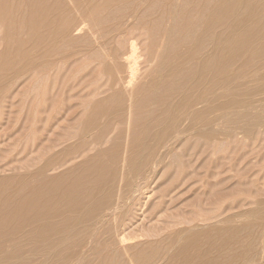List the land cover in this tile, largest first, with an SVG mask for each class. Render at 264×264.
<instances>
[{"label":"bare ground","instance_id":"bare-ground-1","mask_svg":"<svg viewBox=\"0 0 264 264\" xmlns=\"http://www.w3.org/2000/svg\"><path fill=\"white\" fill-rule=\"evenodd\" d=\"M112 1L114 0H97L95 8L87 14V9L82 8L76 0H0V96L5 82L19 80L21 82H17L18 85L22 84L20 86L24 87L18 91L20 94L12 97L19 106L16 119L12 120L11 110L6 113L5 122L7 124L12 122L8 127L9 132H6L8 130L6 127H1L3 122L0 119V145L7 139L15 140L18 137V142L22 138L25 140L32 128H34L32 136H36L34 108L38 113L41 109L54 108L57 102L50 94L49 98L46 96L47 99L41 108L40 102L35 103L36 95L33 91L25 94L26 85H32V90H35L41 74L58 71L62 64L65 65V72L60 82L70 90L74 89L69 99L76 97L77 102L72 107L77 106L80 109L82 106V110L74 119V123L81 126V132L82 122L86 123L85 128H89L104 112L114 121L124 123L114 207L110 204L118 169L117 147L96 150L87 156L82 154V161L79 163L82 171L80 173L75 171L69 178L67 175L71 173H68L71 169L50 177L42 173L44 169L50 168L48 163L46 167L38 166L33 174L23 176L21 186L23 189H20L17 201H12V197L17 194L10 197L0 195V222L10 220L11 224L15 223L12 229L20 230L18 240L20 247L16 250L11 248V245H0V251H4L5 254L17 251L21 261L26 259V255H30L24 251L27 245L36 251L37 255L44 256L43 264H67L72 261L79 247L71 248V245L64 243L65 238L75 233L82 234L84 221L91 218L99 221L108 212L112 221H115L116 209L122 201L121 188L127 181V174L137 171L143 159H146L154 148L169 139L177 127L173 124L175 118L171 119V113L179 104L167 96L174 91L175 86L185 85L194 69H186L183 63L179 62L174 66L170 65L167 77L162 80L148 82L142 80L148 75L150 63L162 55L165 49L162 51L148 45L140 46L141 36L134 35L138 26L134 21L129 23L130 18L125 19L123 27H117L111 35L109 31L103 35L101 30L108 18L102 16L96 9L105 6L109 10ZM123 7L119 6L115 10L122 12ZM212 7V12L210 10L203 18L202 31L196 35L199 41L194 44L195 48L182 51L186 59L189 54H193L203 61H209L200 68L206 77L214 75L224 67L220 66L221 63L241 59L242 51L251 48L252 44L264 36V0H218ZM128 16L136 19L132 14L125 15L124 18ZM89 17H94L95 23ZM199 22V15L186 13L182 24L193 30L195 26L198 27ZM187 39L188 37L182 38L183 41ZM111 40L116 48L109 45ZM80 42L82 49L75 48ZM255 47L257 48V45ZM260 52L263 53L264 49H260ZM71 54L76 58L73 61L68 60L69 57L72 58ZM253 54H250V58L255 57ZM80 59L89 60L95 65L93 64L88 72L84 67L78 72L82 74V84L77 80V83L74 81L70 85V81L76 79L71 65L75 66ZM164 59H160L157 66ZM198 67L192 68H195L196 72ZM57 71L52 77V85L57 84L56 74L60 73ZM87 75L90 78H85ZM92 75H105V82L96 83V78ZM32 76L35 78H31ZM9 85L10 88L14 87V84ZM5 89L7 88L3 87V91ZM250 93L257 94L254 91ZM257 95L260 96L246 99L245 107L256 109L264 102L263 93ZM14 103L15 101H10L9 107ZM211 106L212 103H207L202 107L205 114L196 110L187 113L189 127L187 130L177 129L176 140H185L183 138L185 133L193 137L198 133L210 136L213 131L218 132L210 126L211 117L207 115L213 111ZM226 106L227 104L222 102L221 109ZM66 110L64 115L55 121L57 125L68 120ZM182 117L180 113L178 118ZM200 117L204 119V128L201 129L195 126ZM216 119H213L211 124L217 122ZM109 120L110 118L107 121ZM52 121L53 117L49 111L43 128L51 131ZM106 128L107 126L98 128L92 142L100 139ZM107 140L109 141V138ZM141 146L143 148L139 152L140 157L137 158ZM21 153L23 151L20 150L18 154ZM103 153L109 154L108 161H103ZM162 155L165 156L166 153H160V157ZM156 166L157 169L160 164ZM8 169L10 168L0 167V172ZM66 178L67 181L61 183ZM152 190H145L144 199L149 200L153 197L154 202L163 203L161 194ZM235 218L238 216H222L219 213L210 218L205 217L201 221L202 224L192 223L193 219L188 220L187 229L175 241L164 248L161 244L151 248L144 255L143 264H264V232L260 224L256 222L250 225H233L232 223L242 221ZM230 221L232 223L229 224ZM210 222L211 224H208ZM53 235L58 236L62 242L54 243ZM143 235L137 233L129 236L117 232V239L119 244L125 245ZM59 251H65L66 254L59 261L51 262L52 259H56L55 254ZM127 260L129 264H134L129 256ZM8 261L9 259H5V262ZM79 264H82V259Z\"/></svg>","mask_w":264,"mask_h":264},{"label":"rangeland","instance_id":"rangeland-1","mask_svg":"<svg viewBox=\"0 0 264 264\" xmlns=\"http://www.w3.org/2000/svg\"><path fill=\"white\" fill-rule=\"evenodd\" d=\"M216 1L218 2V0H114L110 3L109 10L105 6L96 9L102 16L108 18L101 30L103 35L108 31L111 35L117 27H123L125 19H131L129 23L134 21L138 26L134 35L141 36L140 46L148 45L162 51L165 49L162 55L157 56L150 63L148 75L142 79L145 82L162 80L167 77L170 65L174 66L179 62H182L186 69L194 70L185 85L175 86L174 91L167 96L168 99L179 104V107L171 113V119L175 118L173 124L177 127L174 131L172 128L173 132L169 139L154 148L153 152L143 159L137 171L127 174V181L121 188L123 202L121 201L116 209L115 221H112L110 212L107 211L108 214L99 221L95 218L84 221L82 234L75 233L65 238L64 243L71 245V248L79 247L75 257L67 264H79L81 259L82 264H129L128 256L134 264H143V257L151 248L160 244L164 248L175 241L187 229L188 220L193 219L192 223L202 224L201 221L205 217L210 218L219 213L222 216H238L235 220L242 219L236 223L230 221L229 224L233 225H250L258 222L264 232V102L256 109L245 107V101L249 97L254 99L260 96L257 95L259 93H263L264 96V52H260V49H264V36L257 43L252 44L251 48L244 49L241 59L231 63H221L220 66L224 67L208 77L201 73L200 68L209 61H203L193 54H189L186 59L182 52L187 48H195L194 44L199 41L196 35L202 31L203 18L210 10L212 12V6L217 4ZM76 2L87 9V14L97 4V0H76ZM119 6H124L122 12L115 10ZM186 13L199 15L200 22L198 27L195 26V30L183 26L182 21ZM128 14H132L136 19L133 20L129 16L124 18ZM89 18L95 23L94 17ZM183 37H188L187 41H183ZM109 42V45L113 46V40ZM78 47L82 49V42L80 45H75V48ZM113 47L116 48L115 45ZM251 53H255L253 54L255 57L250 58ZM71 56L69 61L76 59L74 54ZM162 58H165L164 61L157 66ZM93 64L95 65L89 60L80 59L75 66L71 65L76 79L70 81V85L74 81L77 83V80L82 84V74L78 72L82 71L83 67L87 72L90 71ZM195 66H199L196 72L195 68H192ZM56 71L41 74L35 90H32V85H26L25 94L33 91L36 95L35 103L40 102L41 108L50 94L56 98L57 105L52 109H41L38 113L34 108L36 117L34 125H37L35 137L32 136L34 130L32 128L25 140L22 138L18 142L17 137L15 140H4L0 145V167L10 168L0 172V195L10 197L17 194L12 197L13 202L17 201L20 189H23L21 187L23 176H30L38 166L46 167L48 163L50 168L44 169L42 173L50 177L71 169L68 171L71 173L67 175L69 178L75 171L78 173L82 171L79 165L82 154L87 156L96 150L117 147L118 169L110 204L114 207L124 123L114 121L104 112L89 128H85L86 123L82 122L81 132V126L74 123V119L82 110V106L80 109L77 106L72 107L77 102L76 97L69 99L74 89L70 90L60 82L65 72V65L59 67L57 72L60 73L56 74L57 84L52 85L51 80ZM92 76L96 78V83L105 82V75ZM86 77L90 78L89 75ZM17 82L21 81L5 82L6 85L1 88L0 119L3 123L0 124L7 129L12 122L9 124L5 122L6 113L11 110L10 115L14 121L19 108L18 102L14 98L12 100V97L20 94L18 91L24 88ZM9 84H14V87L10 88ZM3 87L7 89L3 91ZM251 91L257 94L251 95ZM10 101H15L12 107H9ZM222 102L227 106L221 109ZM207 103H212L213 111L207 114L211 117V121L218 119L214 124L210 121V126L218 132L213 131L210 136L198 133L193 137L185 133L183 137L185 140H176L175 131L179 128L187 130L189 127L187 113L196 110L205 114L202 107ZM65 110L68 111V120L57 125L55 121L64 115ZM49 111L53 117L51 131L43 128ZM180 113L183 116L181 119L178 118ZM102 126L103 128L107 126L103 130V136L92 142L94 134ZM195 126L199 129L204 128V119L200 117ZM9 131L10 129L6 130ZM142 148L141 146L138 150L137 158L140 157L139 152ZM20 150L23 153L19 155ZM160 153L166 155L160 157ZM102 159L108 161L109 154L103 153ZM156 164H160L157 169ZM151 189L161 194L163 203L154 202L153 197L149 200L144 199L145 190ZM13 226L15 223L11 224L10 220L0 222V245H11V248L17 250L20 247L18 242L20 230H13ZM115 226L118 233L129 236L137 233L144 235L121 245L117 239ZM53 237L54 243L62 242L58 236L53 235ZM24 251L30 253L26 255L24 261L20 260L17 251H9L6 254L0 251V264H43L44 256L37 255L38 253L29 245L24 247ZM65 254V251L56 252V259H52L51 262L59 261ZM5 259L9 261L5 262Z\"/></svg>","mask_w":264,"mask_h":264}]
</instances>
